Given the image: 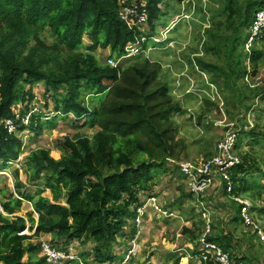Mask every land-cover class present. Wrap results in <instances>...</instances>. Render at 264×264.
Here are the masks:
<instances>
[{
    "label": "trees",
    "instance_id": "1",
    "mask_svg": "<svg viewBox=\"0 0 264 264\" xmlns=\"http://www.w3.org/2000/svg\"><path fill=\"white\" fill-rule=\"evenodd\" d=\"M210 2L208 13L214 27L206 29L208 40L203 43V55L194 54L197 57L191 66L208 77L207 89L216 86L225 103L232 107L228 111L230 120L241 123L247 119L244 113L253 109L254 99L264 102V84L254 86L247 80L256 78L264 66V40L255 43L251 55L240 51L242 38L257 13L264 9V0ZM165 3L0 0V172L21 157L23 140L19 135L41 134L45 125L54 126L59 118L69 121L71 117L78 122L77 128L84 119L85 127L96 130L92 137L77 134L65 140L61 155L45 149L33 152L25 162L26 183L21 180L20 170H15L14 188L0 190V205L6 214H0V264H46L41 257V243L34 245L31 241L49 235L57 246L60 241H80L87 246L93 243L91 250L80 253L77 249V253L84 260L94 259L96 264L125 260L122 255H115L113 246L121 239L128 246L136 237L137 209L145 198L157 196L154 190L158 178L171 174L184 181L179 168L174 166L170 171L167 164L168 159L180 161L189 157L188 146L180 138L181 125L175 119L188 110L173 95L172 75L163 70L161 62L145 55L150 45H162L154 39L157 24L168 13ZM126 8L147 16L145 31L130 28L122 19ZM247 40L248 37L245 43ZM138 43V55L127 57V48ZM98 50L110 51L111 58L120 61L119 66L102 63ZM38 86L45 87L53 108L47 105L44 108L48 113L39 109L30 114L35 109L31 106L37 99ZM17 104L24 107L19 108V116L31 115L28 126L20 125V118L14 114ZM203 106L220 111L208 94ZM8 121L21 126L16 133L8 132ZM239 126L237 150L245 141L248 146L262 143L257 128ZM210 129L205 126L206 132ZM211 157L212 153H205V159ZM240 157L241 165L232 172L234 193L251 194L255 203L263 197L264 185L258 175L263 174L264 178V170L261 161L249 154ZM29 185L36 191L27 190ZM47 191L51 199L45 196ZM205 197L207 205L210 200L218 201ZM181 200L178 208L176 203L169 208L189 215L186 219L190 227L182 229L185 242L181 251L167 254L168 264H182L183 260L192 264L191 258L201 254L205 219L195 205L184 209L188 202L195 203L192 194L183 193ZM24 202L32 204L34 210L26 218L17 216ZM228 203H221V207L232 209V220L237 223L240 206L233 201ZM219 225L212 224L209 241L229 253L236 264L249 262L244 254L242 259L235 257L237 248L246 246L234 244L235 230H219ZM27 230L34 234H24Z\"/></svg>",
    "mask_w": 264,
    "mask_h": 264
},
{
    "label": "rangeland",
    "instance_id": "2",
    "mask_svg": "<svg viewBox=\"0 0 264 264\" xmlns=\"http://www.w3.org/2000/svg\"><path fill=\"white\" fill-rule=\"evenodd\" d=\"M165 2V8L168 13L166 17L162 18V21L157 24L156 30V38L159 40L157 43H161L162 45H150L151 49H149L145 55L152 60L161 62L163 70L167 73L169 72L168 74L170 76L172 75L170 80L172 81L175 99L182 102L188 111L190 110V112L175 118L181 125L180 138L185 140L188 146L187 154L189 156L188 159L183 157L179 163L191 161L200 164L211 160L216 156V148L219 142L224 139L229 131L236 129L231 125L234 124L236 125L235 127H237L238 124H242L243 127L257 128V133L263 140H261V144L258 143L252 146H248L245 141L241 149L235 152V156L241 160V154H249L252 158L261 161L259 163L264 170V102L260 103L257 98L256 100L254 99L255 105L253 109L244 113L247 118L246 121L241 123L232 121L228 117V111L232 110V107H229L225 103L224 97L217 90L216 86L211 85V89L208 90V77L197 73V70H193L191 66L192 61L199 56V53L200 56L203 55V43L208 40L205 36L206 29L214 27L211 23V15L208 13V7L211 6L210 0H165ZM257 15L255 19H257ZM145 30L144 28V31ZM247 37L248 32L242 38L240 47V51L245 54H248L244 45ZM258 44L259 42H257V45ZM262 48L263 46L261 47L260 45L259 49ZM194 54H197V56H194ZM97 56L102 63L106 62L108 65V60L112 59L110 51L103 52L101 50V52H97ZM247 68L251 69V64L249 62ZM250 82L252 84L254 83V86H262L264 84V66H261L260 73L256 78H250ZM36 94L37 99H35L31 107H35L38 110L40 109L43 113H48V110L44 107L49 105V108L52 109L53 103L51 97L46 95L45 87H36ZM205 94H208L212 101L216 103V106H219L220 111H217L216 108L207 110V108L203 106ZM18 105L19 104L15 105L14 109V114L17 115L20 113L19 108H24ZM222 105L223 107L221 109ZM201 115L202 120L199 119ZM18 117H20V120L26 118L24 116ZM71 119L74 121V118L71 117ZM72 120L64 121L59 118L54 126H51V124L45 125L41 134L26 132L24 133L25 135H19L23 140L21 157L10 168L3 169L2 172H0V180H2V182H0V190L6 187L9 189L14 188L13 173L15 170H20L21 180L26 183L27 174L25 162L28 156L33 152L45 149L50 150L53 155L58 156L64 153L63 143L68 138H73L77 134L92 137L96 133L95 129L84 126V119L79 124V128L76 127L78 122H73ZM212 124L214 126H210ZM205 126L210 127V131L206 132ZM207 152L212 153V157L209 159H205V153ZM175 166L179 168L178 165ZM173 168L174 166L167 165V169L170 171ZM178 171L181 174L180 168ZM258 176L259 180L262 179V184L264 185L263 174ZM158 179L154 193L157 195V199H159L160 206L165 211H171L169 207H172L176 203L178 208L182 203V194L186 193L188 195L189 192L186 182L180 177H173L171 174H163L162 177ZM30 186L31 185L26 186V189L29 191H36L37 188ZM215 192L216 188L209 191L205 197L206 199H219L216 201V204L214 203L212 205L211 209H208L209 218H205L204 214H201L206 222L203 233L209 238L213 234V223L220 224L219 230H235V237L233 238L234 244H246L242 249L237 248L235 257L242 259L245 255L249 259V262L246 264H264V240H262L264 237V190H262V199L256 200L255 203L252 201L251 194L239 193L242 194L244 199L249 200L253 206L250 215L256 226L248 227V229L239 216L237 223H240V221L242 223L237 224L233 222L232 213H234V211L232 209L227 210L221 207V203L229 205L228 202H232L233 199L231 200L229 196L225 194V191L221 196L218 194L215 195ZM251 193L253 194V192ZM49 195L50 192L47 191L46 196L49 197ZM15 197H17V195H15ZM193 202L194 201L188 202L184 209L190 210L193 208L195 205ZM63 205L66 204L63 203ZM238 205L240 206L241 204ZM254 207H257V209L263 212L260 213V211L255 210ZM33 211L32 204L24 202L22 212L17 214V216L26 218ZM171 212L175 214V217L169 219L160 216L159 213L148 212L142 219L141 227H138L141 221V218L138 217L134 222L136 227H138L136 237L129 242L128 246L124 245L125 240L123 239L118 240L113 246L115 255H122V258L127 259V261L123 259L116 264H168L167 254L181 251L180 248L183 247V243L185 242L182 237V229L190 227V223H187L186 219L189 218V215L181 214L173 209ZM0 214L6 215L1 205ZM34 217L38 219L37 214H34ZM207 223L211 225L210 234L205 233L207 230ZM27 225L30 227L29 222ZM131 228L132 227L126 230V233H129ZM24 234L32 236L34 233L27 230ZM79 242L80 241L66 243L60 241L57 246L53 236L50 235L42 236L40 239H33L31 241L34 245H38L39 243H41V245L50 244L58 251V254H63L65 259H69L70 262L74 259L77 261L78 259L80 262H76L77 264H96L94 263V259L84 260L82 257H79L77 253V249L80 253L91 250L93 243H89V246H87ZM199 249L202 250L201 246ZM41 257L46 259V264H68L66 260L57 261L56 263L54 259L51 260L44 253H42ZM28 259L29 257L26 256L25 261ZM191 259L193 260L192 264H213L212 262H214L211 255L208 256L207 261L201 260L202 258L198 259L197 257ZM185 263L186 261L183 260L182 264Z\"/></svg>",
    "mask_w": 264,
    "mask_h": 264
},
{
    "label": "built area",
    "instance_id": "3",
    "mask_svg": "<svg viewBox=\"0 0 264 264\" xmlns=\"http://www.w3.org/2000/svg\"><path fill=\"white\" fill-rule=\"evenodd\" d=\"M121 17L124 21L127 22L130 28L139 27V30L141 31H144V27L148 21L147 16L145 14L139 15L136 9L130 8L124 9ZM154 40L155 42H159L157 38H155ZM262 40H264V9L258 12L257 19H255L253 25L248 30V40L245 43L247 53L251 54L255 43L260 42ZM144 41H146V39H143L142 42ZM140 48L141 46L139 43L135 44L134 46H129L127 48V57H132L138 54ZM108 63L111 67L117 68L119 66L120 61L109 59ZM248 69L249 72H251V69ZM247 80L250 83V77L247 78ZM222 107L223 105L221 106V109ZM37 111L38 109L35 108L34 111L30 114L36 113ZM188 112H190V110ZM30 117L31 115H27L25 119H21L20 125L28 126L31 121ZM20 125L16 124L14 121H8L6 124V129L10 134H14L16 133L18 128L21 127ZM231 126L236 129L229 131L228 134L225 135L224 139L219 142L218 147L216 148V156L213 157L211 160L205 163L197 164L191 161L179 163L181 161L168 159L167 165L179 166L180 172L184 177V181L186 182L189 193L192 194L196 199L195 206L197 207L199 212L204 214L205 218L210 217L208 209H211L212 205L214 203L216 204V201L210 200L207 205L203 201V197H205L209 191L216 188V190L218 191V195H223V192L225 191V194L229 196L231 200L233 199L232 201L241 204L238 216L241 218L243 224L247 228L255 227L256 225L252 221V217L250 215L251 209L253 207L251 202L249 200L244 199L242 194L234 193L235 183L232 178V172L241 165L242 160L235 156V152L237 151L236 146L239 137V128L237 127L240 126L239 124L237 125V127H235L236 125L234 124H232ZM148 212L159 213L160 216L165 217L167 219L175 217L174 213H172L171 211H165L160 206L159 199H157L156 196L147 197L143 200V204L137 209V218H141L138 227H141L142 219ZM205 233H211V225L209 223H207V230ZM202 236L203 237L200 240V246L202 249L200 250V252L202 255L199 254L195 257H197L198 259L202 258L201 260L207 261L208 256L211 255L214 261L212 262L213 264H236L235 262H233L231 256L227 252H225L218 244L209 241V238H207L204 233ZM262 240H264V237L262 238ZM42 253H44L51 260L54 259L56 263L57 261L66 260L65 256L63 254H58V251H56L50 244H42ZM125 261H127V259ZM66 262H68V264H77L76 262L80 261L78 259L77 261L74 259L72 262H70L69 259H67Z\"/></svg>",
    "mask_w": 264,
    "mask_h": 264
},
{
    "label": "crops",
    "instance_id": "4",
    "mask_svg": "<svg viewBox=\"0 0 264 264\" xmlns=\"http://www.w3.org/2000/svg\"><path fill=\"white\" fill-rule=\"evenodd\" d=\"M99 52H101V50H98V53ZM50 192V191H49ZM45 196H46V194H45ZM47 197V196H46ZM47 198H49V199H51V193H50V195H49V197H47Z\"/></svg>",
    "mask_w": 264,
    "mask_h": 264
}]
</instances>
